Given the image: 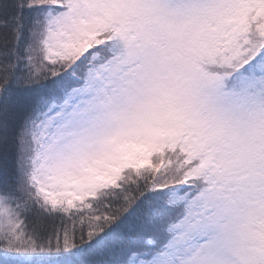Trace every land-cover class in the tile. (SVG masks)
Listing matches in <instances>:
<instances>
[{
	"label": "snow or ice",
	"instance_id": "snow-or-ice-1",
	"mask_svg": "<svg viewBox=\"0 0 264 264\" xmlns=\"http://www.w3.org/2000/svg\"><path fill=\"white\" fill-rule=\"evenodd\" d=\"M0 264H264V0H0Z\"/></svg>",
	"mask_w": 264,
	"mask_h": 264
}]
</instances>
